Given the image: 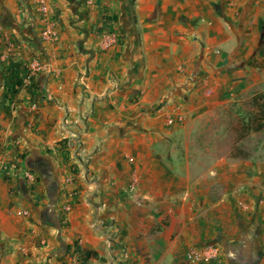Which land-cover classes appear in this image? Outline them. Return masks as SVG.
<instances>
[{"label":"crops","instance_id":"1","mask_svg":"<svg viewBox=\"0 0 264 264\" xmlns=\"http://www.w3.org/2000/svg\"><path fill=\"white\" fill-rule=\"evenodd\" d=\"M46 5L0 0V264H264V0Z\"/></svg>","mask_w":264,"mask_h":264},{"label":"built area","instance_id":"2","mask_svg":"<svg viewBox=\"0 0 264 264\" xmlns=\"http://www.w3.org/2000/svg\"><path fill=\"white\" fill-rule=\"evenodd\" d=\"M37 2L39 3L40 10L42 12L48 11L46 0H37ZM56 36L57 34L52 28L46 29L42 34V38L44 40L54 39ZM116 41L117 35L114 32H107L101 35V44L105 48L114 45ZM41 67L48 68L46 64L42 65L37 59L28 67L26 77L24 79L25 84L32 82ZM185 257L190 264H211L220 260V248L213 244L192 248L185 253Z\"/></svg>","mask_w":264,"mask_h":264},{"label":"trees","instance_id":"3","mask_svg":"<svg viewBox=\"0 0 264 264\" xmlns=\"http://www.w3.org/2000/svg\"><path fill=\"white\" fill-rule=\"evenodd\" d=\"M248 109L244 111L238 131L243 137L251 131L264 130V92L258 93L247 103Z\"/></svg>","mask_w":264,"mask_h":264}]
</instances>
